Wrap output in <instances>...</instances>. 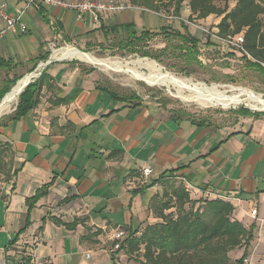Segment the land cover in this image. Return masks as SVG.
<instances>
[{
	"label": "crops",
	"instance_id": "0c3cea01",
	"mask_svg": "<svg viewBox=\"0 0 264 264\" xmlns=\"http://www.w3.org/2000/svg\"><path fill=\"white\" fill-rule=\"evenodd\" d=\"M0 2L11 15L24 10L27 24L26 33L0 37V58L18 64L10 76L30 72L41 53L51 56L56 34L73 37L72 43L101 42V24L114 23L104 21L108 15L96 22L59 6L39 11L26 8L24 0ZM230 51L233 57L224 58L240 59ZM51 60L37 105L0 121V146L10 152L0 161V264H140L113 247L114 234L122 229L128 237L146 220H157L149 205L163 185L146 184L178 167V180L193 199L229 200L234 216L255 226L246 257L264 264V111L190 113L152 97L115 96L99 68ZM42 190L36 202L27 203ZM253 208L257 219L250 215Z\"/></svg>",
	"mask_w": 264,
	"mask_h": 264
},
{
	"label": "trees",
	"instance_id": "16d2710c",
	"mask_svg": "<svg viewBox=\"0 0 264 264\" xmlns=\"http://www.w3.org/2000/svg\"><path fill=\"white\" fill-rule=\"evenodd\" d=\"M184 1L174 0V11L178 16ZM231 1L234 2L233 6ZM217 2L218 0H188L190 19H206L212 14L220 18L213 29L209 30L220 38L207 34L206 45L216 46L224 44L222 39L243 36L244 49L254 60L242 51L235 52L248 65L264 73V66L261 64L264 62V0H224L221 4ZM140 3L153 6L152 0H140ZM43 8L42 5L38 10L42 11ZM180 20L179 28L166 24L159 30H139L135 21H129L101 24L99 29L104 36L103 45L110 42L109 48H117L130 54L137 53L157 61H161V55L171 53L188 66L201 64V39L191 33L184 20ZM160 35L164 37L165 45L154 50L149 42ZM49 54L41 53L36 57L30 72L37 67L39 61L47 60ZM17 66V63L0 58V69L5 75L4 82L0 85V102L22 78L16 73L13 77L9 74ZM47 76L44 69L36 80L29 82L23 89L11 114L12 119L26 115L37 105L39 90ZM112 93L118 96L117 92ZM122 97L120 95L118 98ZM3 152L6 149L0 146V159ZM181 169L178 167L165 171L146 184V187L158 183L163 185L162 191L151 198L149 205L152 216L157 220L129 231V236L120 249H124L130 258L140 264H244L255 226L247 227L237 219L234 216L235 206L229 200L219 197L193 199L185 183L178 180V177L183 176ZM42 194L43 190L38 191L27 199V203L36 202ZM27 226L28 222L19 233ZM16 239L17 237L13 241ZM243 247L241 257L232 260L233 251Z\"/></svg>",
	"mask_w": 264,
	"mask_h": 264
},
{
	"label": "rangeland",
	"instance_id": "374dc122",
	"mask_svg": "<svg viewBox=\"0 0 264 264\" xmlns=\"http://www.w3.org/2000/svg\"><path fill=\"white\" fill-rule=\"evenodd\" d=\"M117 1L131 6L130 9L110 14L107 16L109 18H106L105 16L104 18L106 19H104V21L112 23L117 22L118 20H132L136 21L139 27L159 30L160 24L163 22L165 24L169 23L172 27L173 25H178L176 28H179L180 19H186L188 22L185 21V23L187 24L189 30L193 32V34L198 35L201 39L200 45L202 50L199 55L201 64L188 66L183 60L173 57L171 53L161 55V61H157L151 57L140 56L137 53L130 54L120 51L117 48H109L110 42L106 43L104 46L103 41L100 44V42H95L94 39H92L91 43L87 44H84V41H79V39H76V43H72L69 41H71L70 39H74L73 37L65 38L64 35L60 34H56L57 38L53 40L55 43H52L51 45V56H49L48 59L62 58L67 60L68 57L54 56V53H59L62 49L68 47H76L84 53L91 54L100 59H106L114 62L116 61L120 64H128L121 67L110 65L105 68L102 64L100 65L99 63L87 62L78 57L69 56L68 58L72 61L83 62L90 66L99 68L105 75L107 85H109L112 90L117 91L120 94H136L143 97L156 98L157 100H160V102L172 105V107L180 109L181 111L184 109L189 110L190 113H197L204 110L226 111L247 108L253 111L263 112V110L258 106L257 108H253L250 105L251 103L253 104V102L248 101V99H246V95H242L243 101L240 103L228 102L226 104H210L194 100L193 98H187L194 96L192 93H208V88H217L228 95L248 90L253 91L256 94H261L264 98V73L260 69L248 65L242 57L240 59L238 57V59L234 58V60L224 58L225 56L233 57V55H229L231 54L230 50L233 49L232 45L223 43L217 44L216 47H208L206 45V31L199 28V26L205 28L206 30H212L215 26V20L218 19L216 15H209L205 21L203 19H190L189 16L191 11L188 6V0L183 2L179 16L174 11V0H152L153 6L141 4L140 0ZM223 2L224 0H218L217 3L221 4ZM230 4L233 6L234 2L231 1ZM79 42L83 44L82 48L79 47ZM149 45L154 50L163 47L165 45L164 37L160 35L153 38L149 42ZM222 45H225L226 48H223ZM218 46H222V50L221 48H218ZM47 60L38 62L37 67L32 71L33 77L29 79L30 82L36 80L41 75L44 68L50 64L49 63L46 66L44 65ZM139 61H141V63ZM145 61H155L164 72H168L171 76L177 78L178 81H181L180 85L173 86L168 85L164 81L155 80L152 76H150V70L143 64ZM19 73L21 72L16 73L17 76ZM30 73L31 72H26L25 74L23 73L22 79L26 78ZM13 75L14 74H12L11 77H13ZM186 80L191 81L188 83L185 82ZM3 82L4 75L1 74L0 85H2ZM178 89L182 91H179ZM184 96L187 97L185 98ZM18 101L19 96H17L15 102H13L7 110L0 114V121L14 112ZM9 157L10 152H3L1 154L0 161L2 162ZM1 167L2 164H0V169ZM146 222H150V220H146ZM242 249L243 248H239L236 253L231 254L232 260L241 257ZM107 264H111V262H107Z\"/></svg>",
	"mask_w": 264,
	"mask_h": 264
},
{
	"label": "built area",
	"instance_id": "2783aa9c",
	"mask_svg": "<svg viewBox=\"0 0 264 264\" xmlns=\"http://www.w3.org/2000/svg\"><path fill=\"white\" fill-rule=\"evenodd\" d=\"M26 2V8L34 7L38 9L42 5H50V6H59L68 10H73L77 13L80 18H83L86 14H90L94 21L98 22L103 16L114 14L119 11H123L125 9H129L131 6L126 5L123 2H119L117 0H24ZM7 3L0 2V18H2L4 22V27L0 29V37L8 32L14 33H26L27 24L23 20L24 10L18 11L17 15H11L7 10ZM52 28L55 29L54 22H51ZM206 31V34H212L216 36L214 32H210L205 28H202ZM217 38H220L216 36ZM222 41L226 44L232 45L234 50L242 51L249 56V58L253 59L248 52L244 49V38L243 36H238L235 38H225ZM69 58V57H68ZM254 60V59H253ZM264 66V62H261ZM241 102V101H240ZM238 102V103H240ZM251 105V104H250ZM223 106V105H222ZM230 106V105H229ZM252 106V105H251ZM253 108H256L252 106ZM152 172L150 166L144 169V177L147 180V177ZM253 218H258V210L253 208L250 214ZM127 238V233L119 229L114 234L115 249H120L123 245L124 240ZM87 257L90 256V253L87 252ZM251 261L249 258L244 259V264H250Z\"/></svg>",
	"mask_w": 264,
	"mask_h": 264
},
{
	"label": "bare ground",
	"instance_id": "6f19581e",
	"mask_svg": "<svg viewBox=\"0 0 264 264\" xmlns=\"http://www.w3.org/2000/svg\"><path fill=\"white\" fill-rule=\"evenodd\" d=\"M56 49V48H55ZM59 50V49H58ZM54 56H60V57H78L81 60H85L87 62H94V63H99L100 65L102 64L105 68H107L110 65H113L115 67H121V66H126L128 64H120L118 62L114 61H109L106 59H100L96 56H93L88 53L81 52L78 48L76 47H68L65 49H62L59 53L55 52ZM138 61V60H137ZM141 63V61H139ZM144 62V61H143ZM134 64V63H133ZM149 70H150V76H152L155 80H160L166 82L168 85H173V86H178L180 85L181 81H178L177 78L171 76L168 72H164L161 67L155 62V61H145L143 63ZM35 75V73H34ZM30 79V75H27L26 78L20 80L17 84H15L9 94L7 95L5 101L0 105V114L7 110L10 105L15 102L17 99V96H19V92L23 88V86L26 84V82ZM191 80H186L185 82H190ZM184 82V83H185ZM179 91H182L178 89ZM208 93H192L194 96L191 98L187 97L188 99H194V100H199L204 103H210V104H226L228 102H240L242 100V95H246V99L248 101L253 102L251 103L252 106L256 107L257 106L261 109H264V98L261 96V94H256L253 91H240L237 94L233 95H228L222 91H220L217 88H208ZM185 97V96H184ZM185 97V98H186ZM200 103V102H199Z\"/></svg>",
	"mask_w": 264,
	"mask_h": 264
},
{
	"label": "water",
	"instance_id": "95a60500",
	"mask_svg": "<svg viewBox=\"0 0 264 264\" xmlns=\"http://www.w3.org/2000/svg\"><path fill=\"white\" fill-rule=\"evenodd\" d=\"M80 50V49H79ZM81 51V50H80ZM81 52H83V51H81ZM52 60L51 59H49V60H47V62H45V66L47 65V64H49L50 62H51ZM33 72H31L29 75H30V78H32L33 77V74H32ZM20 80H22V78L21 79H19L18 81H17V83L20 81ZM30 82V80H28L27 82H26V84L23 86V88L21 89V91L19 92V94L23 91V89L28 85V83ZM16 83V84H17ZM10 92V91H9ZM9 92L8 93H6L5 94V96L2 98V100H1V102H0V105H2V103L5 101V99H6V97H7V95L9 94ZM259 109V108H258ZM263 111H264V109H262Z\"/></svg>",
	"mask_w": 264,
	"mask_h": 264
}]
</instances>
